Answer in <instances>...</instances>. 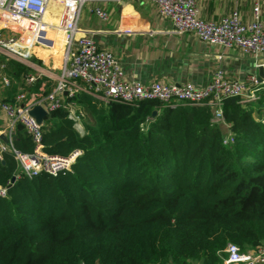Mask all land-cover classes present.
Returning a JSON list of instances; mask_svg holds the SVG:
<instances>
[{"label":"trees","instance_id":"16d2710c","mask_svg":"<svg viewBox=\"0 0 264 264\" xmlns=\"http://www.w3.org/2000/svg\"><path fill=\"white\" fill-rule=\"evenodd\" d=\"M29 70L6 59L11 86L24 87ZM257 95L223 98L233 137L223 143L208 105L76 93L82 134L65 106L42 123L46 154L79 152L69 169L9 185L16 163L0 157V264H221L228 242L264 245V87ZM14 136L17 150L33 151L19 124Z\"/></svg>","mask_w":264,"mask_h":264},{"label":"built area","instance_id":"2783aa9c","mask_svg":"<svg viewBox=\"0 0 264 264\" xmlns=\"http://www.w3.org/2000/svg\"><path fill=\"white\" fill-rule=\"evenodd\" d=\"M120 0H0V88L10 86L5 73L7 58L28 64L34 48L52 51L61 49L60 72L54 87L43 96L25 100V93L15 95L14 100L0 103V110L6 116L10 128L19 124L33 143L31 153H23L0 138V157L9 153L16 163L15 179L31 177L40 171L56 174L69 169L78 151L66 158L46 154L42 149V123L30 115L36 104L49 113L65 106L75 130L83 133L84 112L69 100L76 93H86L102 102H120L136 105L140 101H158L166 104H204L213 108L212 122L226 125L222 116V102L225 97H238L241 102L258 98L257 91L264 84L256 77L250 81V88L244 82L228 78L221 68H216L211 81L205 86L185 82L179 85L159 81L143 84L126 80L113 53L101 48L87 34L78 35L79 22L84 7L89 2L106 4ZM153 3L158 13L167 18L175 34L193 33L196 38L222 48H239L256 59V66L264 68L259 58L264 55V26L260 20V6L263 0H249L252 4V20L244 22L238 10L222 16L219 20H204L198 16V0H144ZM90 12L100 20H106L104 7L95 6ZM81 33V32H80ZM36 76L27 74L24 85L31 86ZM227 126V125H226ZM223 143H232L230 133ZM10 185V181L8 182ZM7 186L0 185V196H5ZM226 256L221 264H264V245L242 251L238 245L228 242ZM83 264V263H81Z\"/></svg>","mask_w":264,"mask_h":264},{"label":"crops","instance_id":"0c3cea01","mask_svg":"<svg viewBox=\"0 0 264 264\" xmlns=\"http://www.w3.org/2000/svg\"><path fill=\"white\" fill-rule=\"evenodd\" d=\"M197 4L198 16L204 20L217 21L233 10L239 11L244 22L253 18L249 0H198ZM95 6L105 8L108 13L106 20H100L90 12ZM260 20L264 26V0L260 6ZM79 29L81 33L78 35L91 36L98 46L113 53L126 80L143 84L159 81L179 85L190 82L202 87L211 81L214 70L221 68L228 78L244 82L251 89L255 87L251 77L261 81L253 56L236 47L225 49L211 45L193 33H173L170 21L161 16L151 2L120 0L104 5L89 2L83 9ZM28 62L23 64L30 69L28 74L37 77L36 81L28 87L16 83L12 86L10 83L15 87L12 89L10 86L1 87L0 103L14 100L15 95L21 92L25 93V100H34L54 87L60 72V48L52 51L34 48ZM263 62L264 55L259 58V63ZM16 126L10 128L0 110V135L4 134L7 139L2 141L8 142V134L10 138L14 136Z\"/></svg>","mask_w":264,"mask_h":264},{"label":"water","instance_id":"95a60500","mask_svg":"<svg viewBox=\"0 0 264 264\" xmlns=\"http://www.w3.org/2000/svg\"><path fill=\"white\" fill-rule=\"evenodd\" d=\"M258 79L261 80L264 77V68L262 66H259L258 68ZM30 115H32L36 121L41 124L43 120L48 115L47 111L43 108V106L36 104L29 110ZM156 114V111H152L151 115L154 116ZM0 138L4 141L7 139L5 138L4 134L0 135ZM15 139V136H12L11 140L13 141ZM15 181V177L12 176L10 179V183L12 184Z\"/></svg>","mask_w":264,"mask_h":264},{"label":"rangeland","instance_id":"374dc122","mask_svg":"<svg viewBox=\"0 0 264 264\" xmlns=\"http://www.w3.org/2000/svg\"><path fill=\"white\" fill-rule=\"evenodd\" d=\"M259 87H260V88H263V87H264V84H263V85H262V84H259ZM257 92H258V91H257ZM261 114H262V116H264V108H263ZM221 125H223V126H222V131H223V133L226 134L225 136H227V135H228L227 133H230L228 127H227L226 125H224V124H221ZM224 134H223V135H224ZM230 134H231V133H230ZM231 135H232V134H231ZM225 136H224V138H225Z\"/></svg>","mask_w":264,"mask_h":264}]
</instances>
